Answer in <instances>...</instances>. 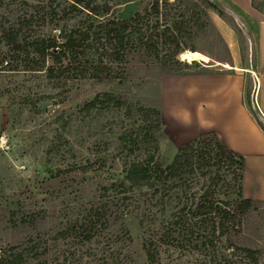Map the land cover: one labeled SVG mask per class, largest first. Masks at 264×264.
Listing matches in <instances>:
<instances>
[{
  "label": "rangeland",
  "instance_id": "374dc122",
  "mask_svg": "<svg viewBox=\"0 0 264 264\" xmlns=\"http://www.w3.org/2000/svg\"><path fill=\"white\" fill-rule=\"evenodd\" d=\"M211 1L232 16L227 1ZM257 6L263 8L264 1L257 0ZM140 7V0L121 3L113 7L110 17L127 19ZM208 11L214 15V10ZM24 17L30 21L16 26L18 44L9 45L4 27ZM240 24L235 21L234 29L242 63L256 67V26ZM46 26L39 21V0H0V63L6 60L0 65L1 252L31 247L47 264H150L143 242L154 232L160 248L156 264H208L210 252L200 243L197 229L183 232L172 226L173 235L161 238L162 225L178 204L187 202L185 195H178L180 188L174 187L166 207L157 208L142 199L141 205L128 207L127 214H122L103 186L122 178L125 163L138 156L122 140L125 132L139 126L138 106L161 110L157 157L164 164L172 162L189 139L181 126L195 122V112L183 110L176 96L164 99L165 88L183 75L229 70L223 63L231 58L225 41L215 30L200 36L194 41L200 62L180 63L171 75L158 66L132 60L124 81L67 75L52 78L46 70H39L42 59L32 46L39 33L50 29ZM181 55L187 57L184 52ZM91 58L97 59L95 55ZM248 78L253 91L255 73ZM170 90L168 95L173 94ZM105 92L122 96L135 111L129 114L116 106L89 112L81 109ZM249 97L255 103L254 91ZM200 187H192L188 194L202 192ZM100 207L108 210L102 220L94 215ZM242 241L262 250L260 264H264V206L247 218ZM217 249L225 255L231 252L225 242L218 243Z\"/></svg>",
  "mask_w": 264,
  "mask_h": 264
},
{
  "label": "trees",
  "instance_id": "16d2710c",
  "mask_svg": "<svg viewBox=\"0 0 264 264\" xmlns=\"http://www.w3.org/2000/svg\"><path fill=\"white\" fill-rule=\"evenodd\" d=\"M130 1L136 0H39V21L46 28L50 26L32 43L34 53L42 59L39 70H46L52 78L67 75L124 81L131 61L138 60L171 75L178 71L180 63L200 62L194 42L197 38L215 30L222 39L208 10H214L233 28L236 26L233 16L211 0H140L141 7L131 17H110L115 5ZM252 2L258 8L257 0ZM21 20L3 29L9 45L19 42L16 26L30 21L25 17ZM183 52L187 59L182 57ZM92 55L97 59L92 60ZM120 69L122 72H117ZM112 106L126 108L129 114L136 108L122 96L105 92L85 102L81 109L89 112ZM136 112L139 126L125 132L122 140L138 156L125 163L122 178L103 186L109 200L112 198L122 214H127L126 209L141 205L142 199L157 208L166 207L174 187L180 188L178 195H185L187 202L178 204L162 225L161 238L173 235L172 226L183 232L197 229L200 243L210 252L208 264H260L262 250L242 241L247 218L264 206L262 200L243 197L245 157L228 147L217 133L208 132L185 144L171 163L164 164L157 157L161 110L141 105ZM200 185L202 192L188 194L192 187ZM107 212L100 207L94 215L102 220ZM153 235L143 242L150 264H156L160 255ZM222 242L231 250L229 255L218 253L217 244ZM0 264L47 262L31 247H12L0 254Z\"/></svg>",
  "mask_w": 264,
  "mask_h": 264
},
{
  "label": "crops",
  "instance_id": "0c3cea01",
  "mask_svg": "<svg viewBox=\"0 0 264 264\" xmlns=\"http://www.w3.org/2000/svg\"><path fill=\"white\" fill-rule=\"evenodd\" d=\"M224 1L241 26H256L257 66L242 63L237 32L217 13L211 15L208 11L231 55L223 63L229 62L232 67L180 76L174 86L165 88L164 99L176 96L183 110L195 112V122L181 126L184 137L189 138L184 143L215 132L228 147L245 157L243 197L264 201V7H254L252 0ZM253 73L255 103L249 97L253 91L248 77ZM168 90L174 95L170 91L168 95Z\"/></svg>",
  "mask_w": 264,
  "mask_h": 264
},
{
  "label": "built area",
  "instance_id": "2783aa9c",
  "mask_svg": "<svg viewBox=\"0 0 264 264\" xmlns=\"http://www.w3.org/2000/svg\"><path fill=\"white\" fill-rule=\"evenodd\" d=\"M2 252H1V250H0V254H1Z\"/></svg>",
  "mask_w": 264,
  "mask_h": 264
},
{
  "label": "water",
  "instance_id": "95a60500",
  "mask_svg": "<svg viewBox=\"0 0 264 264\" xmlns=\"http://www.w3.org/2000/svg\"><path fill=\"white\" fill-rule=\"evenodd\" d=\"M183 47H185V46H183Z\"/></svg>",
  "mask_w": 264,
  "mask_h": 264
}]
</instances>
